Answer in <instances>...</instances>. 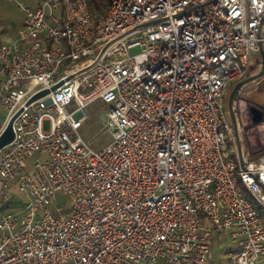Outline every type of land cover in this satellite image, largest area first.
<instances>
[{
  "label": "built area",
  "instance_id": "1",
  "mask_svg": "<svg viewBox=\"0 0 264 264\" xmlns=\"http://www.w3.org/2000/svg\"><path fill=\"white\" fill-rule=\"evenodd\" d=\"M34 1L0 42L1 131L19 113L0 264H211L226 231L229 264H264V98L241 82L225 113L264 50V0ZM95 103L99 151L79 133Z\"/></svg>",
  "mask_w": 264,
  "mask_h": 264
},
{
  "label": "rangeland",
  "instance_id": "2",
  "mask_svg": "<svg viewBox=\"0 0 264 264\" xmlns=\"http://www.w3.org/2000/svg\"><path fill=\"white\" fill-rule=\"evenodd\" d=\"M35 4L34 0H0V19L3 18L5 24H11L14 30L16 31L21 27L23 22V14L19 10V5H33ZM138 49H134L131 53H136ZM264 52V50H263ZM263 59L260 53L254 54L249 62L248 69L246 70L243 80H240L235 85L231 86L232 90L228 91L225 95V113H228L227 116L230 119V111L228 107V99L230 94L233 92V88L238 86L239 83L243 82L245 95L248 99H257L264 98V94H258L264 84L259 85L257 78L264 76L262 71ZM260 74V75H259ZM264 90V89H263ZM235 93V92H234ZM233 93V96H234ZM233 102V100H232ZM264 103V99L262 100ZM105 106L101 103H95L90 107L89 118L83 122L82 127L79 130L80 136L82 139L93 149L99 151L106 147L111 141V130L106 127V117H105ZM0 131L2 129L3 118L5 112L0 111ZM44 130H48L49 122L45 121L43 123ZM62 198L61 195L59 196ZM235 248V244L232 243L230 239L229 231L224 233H213V242L211 249V264H229L228 253Z\"/></svg>",
  "mask_w": 264,
  "mask_h": 264
},
{
  "label": "water",
  "instance_id": "3",
  "mask_svg": "<svg viewBox=\"0 0 264 264\" xmlns=\"http://www.w3.org/2000/svg\"><path fill=\"white\" fill-rule=\"evenodd\" d=\"M260 54L262 56V59H263V63H262V71H261V74L264 73V52L262 49H260ZM260 75V74H259ZM62 82H60L59 84L53 86L51 89L54 90L56 89L59 85H61ZM237 87V86H236ZM235 87V88H236ZM48 94V90H44L42 92H39L38 94L34 95L28 102L29 103H32L33 101L37 100V99H40L42 97H44L45 95ZM232 95H233V92L230 94L229 96V99H228V107H229V111L231 113V104H232ZM19 113L15 114L9 121L8 123L5 125V127L3 128V130L0 132V150L2 148H4L5 146L9 145L13 138H14V134H13V129H12V125H13V122L15 120V118L17 117ZM255 119L256 120H260V117L258 116H255Z\"/></svg>",
  "mask_w": 264,
  "mask_h": 264
},
{
  "label": "crops",
  "instance_id": "4",
  "mask_svg": "<svg viewBox=\"0 0 264 264\" xmlns=\"http://www.w3.org/2000/svg\"><path fill=\"white\" fill-rule=\"evenodd\" d=\"M22 25L15 31L11 24H5L3 18L0 19V42L9 41L14 38L22 28Z\"/></svg>",
  "mask_w": 264,
  "mask_h": 264
},
{
  "label": "trees",
  "instance_id": "5",
  "mask_svg": "<svg viewBox=\"0 0 264 264\" xmlns=\"http://www.w3.org/2000/svg\"><path fill=\"white\" fill-rule=\"evenodd\" d=\"M94 5L91 7V10L94 11V8L99 11L104 7H107L109 0H93Z\"/></svg>",
  "mask_w": 264,
  "mask_h": 264
}]
</instances>
